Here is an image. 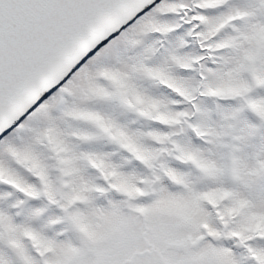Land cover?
<instances>
[{"label": "snow or ice", "instance_id": "snow-or-ice-1", "mask_svg": "<svg viewBox=\"0 0 264 264\" xmlns=\"http://www.w3.org/2000/svg\"><path fill=\"white\" fill-rule=\"evenodd\" d=\"M0 264H264V0H0Z\"/></svg>", "mask_w": 264, "mask_h": 264}]
</instances>
